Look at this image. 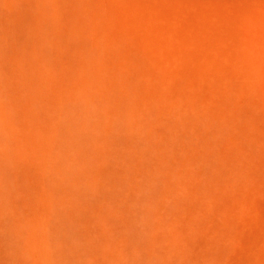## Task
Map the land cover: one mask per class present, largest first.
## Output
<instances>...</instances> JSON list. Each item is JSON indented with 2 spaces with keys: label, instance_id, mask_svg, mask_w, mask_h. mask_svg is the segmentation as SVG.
I'll list each match as a JSON object with an SVG mask.
<instances>
[{
  "label": "bare ground",
  "instance_id": "bare-ground-1",
  "mask_svg": "<svg viewBox=\"0 0 264 264\" xmlns=\"http://www.w3.org/2000/svg\"><path fill=\"white\" fill-rule=\"evenodd\" d=\"M256 1L0 0V264H264Z\"/></svg>",
  "mask_w": 264,
  "mask_h": 264
},
{
  "label": "rangeland",
  "instance_id": "rangeland-1",
  "mask_svg": "<svg viewBox=\"0 0 264 264\" xmlns=\"http://www.w3.org/2000/svg\"><path fill=\"white\" fill-rule=\"evenodd\" d=\"M237 1H240V0H237ZM256 1V0H255ZM261 2V4L259 5V3ZM258 3V5L263 9V13H264V0H257L256 1ZM262 15V14H260ZM260 34H263V30H260ZM264 35V34H263ZM262 35V36H263ZM261 36V39H260V43H262L264 40H263V37ZM262 41V42H261ZM259 43V44H260ZM264 44V42L262 44H260V46L262 47ZM264 76V75H263ZM261 84H263V82H260V89L261 88H264V84L262 85L261 87ZM239 241L242 243V244H249V241L247 239H245L244 237H240L239 238ZM228 251V255H229V262H226V264H241L239 261H238V258H239V252L235 251V250H227Z\"/></svg>",
  "mask_w": 264,
  "mask_h": 264
},
{
  "label": "clouds",
  "instance_id": "clouds-1",
  "mask_svg": "<svg viewBox=\"0 0 264 264\" xmlns=\"http://www.w3.org/2000/svg\"><path fill=\"white\" fill-rule=\"evenodd\" d=\"M5 121V111L3 109V105L0 104V129H2ZM7 152V147L5 144H0V159H2Z\"/></svg>",
  "mask_w": 264,
  "mask_h": 264
}]
</instances>
